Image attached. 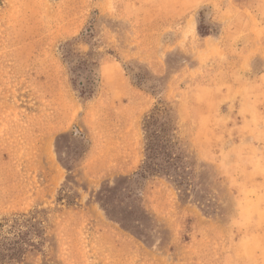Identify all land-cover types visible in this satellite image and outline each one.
Instances as JSON below:
<instances>
[{
	"label": "rangeland",
	"instance_id": "obj_1",
	"mask_svg": "<svg viewBox=\"0 0 264 264\" xmlns=\"http://www.w3.org/2000/svg\"><path fill=\"white\" fill-rule=\"evenodd\" d=\"M169 5L0 0V217L46 220L21 264H264V0Z\"/></svg>",
	"mask_w": 264,
	"mask_h": 264
},
{
	"label": "trees",
	"instance_id": "obj_2",
	"mask_svg": "<svg viewBox=\"0 0 264 264\" xmlns=\"http://www.w3.org/2000/svg\"><path fill=\"white\" fill-rule=\"evenodd\" d=\"M42 210L0 217V264H21L31 252L45 244Z\"/></svg>",
	"mask_w": 264,
	"mask_h": 264
},
{
	"label": "crops",
	"instance_id": "obj_3",
	"mask_svg": "<svg viewBox=\"0 0 264 264\" xmlns=\"http://www.w3.org/2000/svg\"><path fill=\"white\" fill-rule=\"evenodd\" d=\"M192 1L195 2L197 0H192ZM169 2L170 0L169 1L166 0V6L168 3V6L171 7L172 5H169ZM168 6L166 7L167 9H169ZM170 14H174L173 11H170ZM115 68H116L115 64H106L100 67V78H101L102 83L111 84V85H115L118 83L117 81L119 79L116 80ZM259 88L260 87L251 88L250 91L257 92L260 90L262 94H264V88L263 89H259ZM113 111L117 113L116 117H118V120L120 121V125H122L120 128V131H118V133L115 134L117 136L114 137L113 139L114 143L120 146V145H123L125 141L130 142L131 140L132 144H130L131 143L130 142L129 143L130 146H132V148L137 147L139 149L140 147V134H139L140 133L139 132L140 122L142 118L144 117V115H146V113L149 110H141V107H139L138 110H113ZM103 146H105V143H103ZM132 161L133 160H131V162Z\"/></svg>",
	"mask_w": 264,
	"mask_h": 264
}]
</instances>
